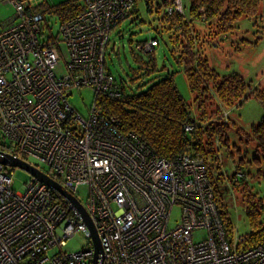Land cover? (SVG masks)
Masks as SVG:
<instances>
[{
    "label": "built area",
    "instance_id": "obj_1",
    "mask_svg": "<svg viewBox=\"0 0 264 264\" xmlns=\"http://www.w3.org/2000/svg\"><path fill=\"white\" fill-rule=\"evenodd\" d=\"M6 1L15 13L0 29V132L9 147L0 150L42 162L47 171L33 165L77 199L99 238V264H264V240L250 245L246 234L227 228L201 158L159 157L94 100L86 116L67 100L83 87L121 96L105 55L111 30L130 16L135 0H79L82 10L63 20L46 0ZM172 9L180 11L181 0L168 14ZM157 45L151 38L135 47L147 54ZM61 62L65 74L56 77ZM12 168L0 163V264H92L79 209L31 174L15 190ZM175 207L179 219L169 227ZM196 230L206 233L198 241ZM76 231L88 246L63 250Z\"/></svg>",
    "mask_w": 264,
    "mask_h": 264
},
{
    "label": "trees",
    "instance_id": "obj_2",
    "mask_svg": "<svg viewBox=\"0 0 264 264\" xmlns=\"http://www.w3.org/2000/svg\"><path fill=\"white\" fill-rule=\"evenodd\" d=\"M172 2L173 0H161L159 3L164 7L161 22L166 21L167 29L171 32L168 38L170 50L176 63L183 69L189 89L194 95L196 117L191 116L188 104L177 90L172 71L158 78H148L146 82L149 84L145 88L138 85L136 89H126L125 85L120 83L119 87L122 89L119 98L94 93L93 100L104 114L119 119L121 131H133L138 134L157 156L172 159L178 154L186 153L201 158L212 180L219 211L230 231L232 225L226 217V205L217 184L223 174L218 172L214 177V170L218 168L217 152L222 143L226 144L225 131L229 126L227 108L254 95L260 100L264 110V87L250 89L249 84L239 75L219 78L206 55L202 53L200 45L199 49L196 48V42L199 40V29L196 25L200 24L205 28L201 38L206 40L201 41L206 43L212 40L211 44L216 43L217 37H224L231 32L240 18L257 15L261 0H185V3L181 0L182 9H172L171 14H168L167 8ZM47 5L45 3L46 7ZM147 6L148 9L151 8L149 0ZM51 7L50 13L56 14L60 20L82 10L74 0ZM133 13H136L134 7L131 14ZM152 38L159 44L156 37ZM152 53L153 51L147 54ZM136 59L140 65L138 69H142V76L157 70L154 57ZM133 73L135 75L132 80L137 78L138 72ZM188 125L192 126L189 130L186 129ZM251 136L255 140L256 151L261 155V158L257 156L255 159L260 162L261 159L264 160V114L260 121L252 126ZM0 149H9L1 132ZM236 170L229 185L239 193L246 207L251 227L246 234L247 243L252 245L264 240V223L259 220L258 207L261 205V199H256L246 182H239L237 175L245 177V174L240 172L239 167ZM257 174L264 179V170H258Z\"/></svg>",
    "mask_w": 264,
    "mask_h": 264
},
{
    "label": "rangeland",
    "instance_id": "obj_3",
    "mask_svg": "<svg viewBox=\"0 0 264 264\" xmlns=\"http://www.w3.org/2000/svg\"><path fill=\"white\" fill-rule=\"evenodd\" d=\"M68 0H47L48 6L58 5ZM79 3V0H74ZM185 3V0H182ZM151 8L148 9L147 0H135L134 8L136 13L122 20L110 32V41L105 55V63L108 70L114 77L120 80L126 87L136 89L138 85L147 87V79L160 77L168 72H173V79L177 90L188 104L191 116L196 117V104L194 95L189 89L188 81L183 69L176 63L171 53V45L168 38L171 32L167 29L166 21L161 22L164 7L159 5L161 0H149ZM158 10V11H157ZM15 9L12 3L0 0V29L4 28L14 17ZM45 25V22H44ZM57 23H54L55 30ZM199 40L196 48L206 55L209 64L219 75V78L239 75L249 84L250 89L264 87V0H261L259 12L252 17L240 18L235 27L226 36L218 38L216 43L201 41L205 28L200 24ZM156 37L159 40L158 46L154 47L153 53L143 54L137 52L135 44L139 41L150 40ZM206 40V39H205ZM136 57L147 59L155 58L156 71L150 75H141L142 69ZM63 62L58 64L54 70L55 76L65 74ZM137 71V78L132 80ZM94 99V90L89 87L71 89L67 100L70 105L81 115L86 116L88 109ZM231 107H228L229 126L226 129V144L222 143L217 152V167L214 170V177L218 172L223 174L217 180L221 198L226 205V217L232 225L233 231L238 236L247 234L250 230L249 217L246 207L241 201L239 193L231 189L229 182L233 179L236 169L245 177L238 176L239 182H246L251 193L256 199H261L259 207V220L264 223V179L257 174L258 170H264V160L257 161L261 155L256 151L255 140L251 136V128L256 125L264 114L262 103L254 95L243 99ZM238 129H240L238 131ZM29 161L39 168L47 171L48 166L42 162L28 158ZM13 187L15 190H22L30 174L19 168L13 167ZM239 172V170H238ZM80 199L85 200L87 187H79ZM179 219V210L174 208L170 215L169 227H174ZM204 230H196L193 233V240L198 241L205 236ZM88 238L81 231H76L67 240L63 250L67 252L77 251L88 246ZM56 248H54L55 250Z\"/></svg>",
    "mask_w": 264,
    "mask_h": 264
},
{
    "label": "water",
    "instance_id": "obj_4",
    "mask_svg": "<svg viewBox=\"0 0 264 264\" xmlns=\"http://www.w3.org/2000/svg\"><path fill=\"white\" fill-rule=\"evenodd\" d=\"M0 163L11 166V167H19L27 171L29 174L37 178L39 181L44 182L51 188L57 190L61 195H63L66 199L71 201L73 205L79 209L83 217V220L89 229L91 241L93 244L94 254L92 258V264H99V262L102 260V256H101L102 248L100 245L99 238L96 234V231H95V228L93 226L91 219L89 218L87 212L82 207V205L77 201V199L69 191H67L61 184H59L55 179H53L50 175H48L47 173H45L44 171H42L35 165L30 164L29 162L19 157L13 156L9 153H6L0 150Z\"/></svg>",
    "mask_w": 264,
    "mask_h": 264
}]
</instances>
